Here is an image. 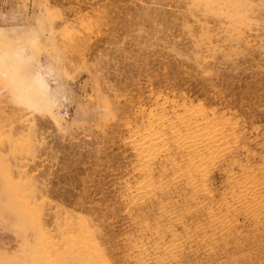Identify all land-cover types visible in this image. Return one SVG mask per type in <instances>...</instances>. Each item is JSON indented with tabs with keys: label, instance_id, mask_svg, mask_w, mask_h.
<instances>
[{
	"label": "rangeland",
	"instance_id": "obj_1",
	"mask_svg": "<svg viewBox=\"0 0 264 264\" xmlns=\"http://www.w3.org/2000/svg\"><path fill=\"white\" fill-rule=\"evenodd\" d=\"M0 264H264V0H0Z\"/></svg>",
	"mask_w": 264,
	"mask_h": 264
},
{
	"label": "bare ground",
	"instance_id": "obj_2",
	"mask_svg": "<svg viewBox=\"0 0 264 264\" xmlns=\"http://www.w3.org/2000/svg\"><path fill=\"white\" fill-rule=\"evenodd\" d=\"M184 119V118H183ZM197 124V123H196ZM200 130V129H199ZM201 131H202V129H201ZM201 131H198V133H200ZM189 132V131H188ZM204 132V131H203ZM197 133V134H198ZM208 133V132H207ZM206 132L204 133V134H202V132L200 133V134H198V135H195L194 137H191V138H193V142H194V144H196V145H198L199 143H202V142H204V140L207 142V139H208V134H207ZM215 133V132H214ZM219 133V132H218ZM218 133L216 134V136H215V138L217 137V135H218ZM221 133V132H220ZM223 134V133H222ZM209 135H211V132H209ZM213 135V134H212ZM211 135V136H212ZM158 136V135H157ZM163 137V136H162ZM210 137V136H209ZM190 138V139H191ZM212 139H213V136H212ZM211 139V140H212ZM217 139V138H216ZM215 139V140H216ZM192 141V140H191ZM208 141H210V140H208ZM188 142V141H187ZM187 142H185V143H187ZM190 142V141H189ZM184 144V143H183ZM193 144V145H194ZM205 144V143H204ZM203 144V145H204ZM145 146V145H144ZM157 147V146H156ZM155 148V147H154ZM145 150H147V149H145ZM153 154V153H152ZM151 155V154H150ZM150 157H152V155L150 156ZM152 159V158H151Z\"/></svg>",
	"mask_w": 264,
	"mask_h": 264
}]
</instances>
